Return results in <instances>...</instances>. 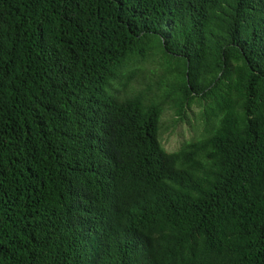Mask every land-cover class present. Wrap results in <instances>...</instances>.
Returning a JSON list of instances; mask_svg holds the SVG:
<instances>
[{
	"label": "trees",
	"instance_id": "trees-1",
	"mask_svg": "<svg viewBox=\"0 0 264 264\" xmlns=\"http://www.w3.org/2000/svg\"><path fill=\"white\" fill-rule=\"evenodd\" d=\"M0 264H264V0H0Z\"/></svg>",
	"mask_w": 264,
	"mask_h": 264
},
{
	"label": "rangeland",
	"instance_id": "rangeland-1",
	"mask_svg": "<svg viewBox=\"0 0 264 264\" xmlns=\"http://www.w3.org/2000/svg\"><path fill=\"white\" fill-rule=\"evenodd\" d=\"M150 65L157 66L158 64L156 62L151 61ZM150 65L147 63L143 64V69L151 73L153 67H151ZM134 68L136 69V71L138 70V66H135ZM153 70H155L156 72L160 71L158 68H154ZM142 85L143 84L140 82L138 77H132V80L130 82L131 88H137ZM187 114L188 117L191 119L192 125L187 124L186 121H179L175 123L172 118V109L165 107L160 118V131L163 147L167 151L177 149L182 142L189 140L195 136L197 130L196 125L198 123V121H196L198 115L197 105L193 104L187 110Z\"/></svg>",
	"mask_w": 264,
	"mask_h": 264
}]
</instances>
